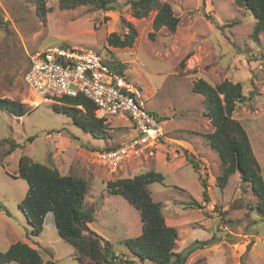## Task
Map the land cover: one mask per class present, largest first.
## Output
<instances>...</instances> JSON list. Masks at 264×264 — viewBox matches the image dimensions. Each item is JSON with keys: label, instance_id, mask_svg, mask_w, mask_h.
I'll use <instances>...</instances> for the list:
<instances>
[{"label": "rangeland", "instance_id": "obj_1", "mask_svg": "<svg viewBox=\"0 0 264 264\" xmlns=\"http://www.w3.org/2000/svg\"><path fill=\"white\" fill-rule=\"evenodd\" d=\"M129 1L116 0L121 8L105 11L91 4L62 8L60 0H46L42 15L30 0H0V97L18 100L28 109L22 116L0 110V250L8 247L7 237H28L30 225L20 207L28 184L18 177L20 156L28 154L89 181L86 204L95 210L90 228L119 257L154 264L140 260L126 244L143 230L140 212L123 196L110 194L107 182L155 170L164 181L149 188L153 199L162 203L166 222L179 231L175 250L195 240L210 241L184 264H240L246 250V264H264L259 198L239 173L231 175L224 189L218 186L223 166L206 137L214 126L204 95L192 88L199 78L214 85L224 79L242 83L245 100L237 104L234 116L247 129L264 175V30L255 32L259 18L235 0H167L181 19L179 26L175 32L163 27L152 39L148 34L156 11L136 18ZM128 23L138 31L133 46H109L107 36L126 33ZM55 44L94 49L111 69L119 65L126 79L142 90L146 108L159 117L168 138L118 169L103 166L94 150L118 146L136 136V130L131 120L108 117L109 135L98 137L56 111L54 105L62 97L44 100L26 75L31 56ZM188 53L191 57L182 65ZM14 142L19 146L8 153ZM200 173L209 184L208 200ZM45 219L42 232L28 237L44 264H80L76 249L58 234L53 213Z\"/></svg>", "mask_w": 264, "mask_h": 264}, {"label": "trees", "instance_id": "obj_2", "mask_svg": "<svg viewBox=\"0 0 264 264\" xmlns=\"http://www.w3.org/2000/svg\"><path fill=\"white\" fill-rule=\"evenodd\" d=\"M36 3L38 13L45 12L46 0H30ZM132 14L142 18L155 10L153 31L148 36L153 39L157 32L167 27L175 32L180 23V17L175 14L172 4L159 0H130ZM235 3L253 11L259 18L255 32L264 30V0H235ZM94 5L102 10L120 9L116 0H60L62 8H76L81 5ZM138 31L128 23L124 34L111 32L107 36V44L117 48L133 46ZM182 60V65L186 58ZM185 65V64H184ZM116 70L122 74L117 65ZM193 91L202 93L207 106V116L214 126L212 132L206 134L221 159L222 173L217 176V184L224 189L231 177L239 173L242 181L250 184L258 196V206L264 213V175L261 164L253 150L249 134L242 122L234 116L237 104L245 100L241 82L224 79L212 84L204 78L194 82ZM60 104H55L56 111L64 112L73 118L74 122L95 136H108V125L105 119L97 116L98 107L83 93L76 96H64ZM27 108L18 100L0 97V110H6L15 116L26 114ZM32 140V137H30ZM19 144L13 143L8 149L11 153ZM194 168L199 171V165L189 158ZM27 181L26 195L20 202L31 226L28 237L39 235L44 229L45 218L53 213L58 234L70 243L81 256L80 264H138L136 258H123L112 252L111 244L103 245V237L90 228L89 223L95 219V210L86 204V196L90 189L89 181L77 174L62 173L57 167L37 162L28 154H22L19 159V175ZM205 186L204 197L209 199L205 177L200 173ZM155 181L163 182L164 175L155 170L136 174L133 177H121L107 182L110 194L123 196L140 212L142 232L130 237L126 244L140 260H150L154 264H184L188 257L200 248L206 247L210 241L195 240L182 251H176L179 231L166 222V217L160 201H155L149 185ZM2 204L0 203V207ZM251 242L247 244L249 249ZM247 251V250H246ZM244 251L240 256V264H246ZM79 256V257H80ZM118 259V260H117ZM15 261L21 264H44L40 250L23 240L12 243L6 250H0V263ZM54 264V261H49Z\"/></svg>", "mask_w": 264, "mask_h": 264}, {"label": "built area", "instance_id": "obj_3", "mask_svg": "<svg viewBox=\"0 0 264 264\" xmlns=\"http://www.w3.org/2000/svg\"><path fill=\"white\" fill-rule=\"evenodd\" d=\"M31 67L26 79L44 100L83 93L98 107V117L131 120L136 136L118 146L94 150L103 166L118 169L145 148L168 138L159 117L146 108L142 90L111 69L99 51L50 45L31 56Z\"/></svg>", "mask_w": 264, "mask_h": 264}, {"label": "crops", "instance_id": "obj_4", "mask_svg": "<svg viewBox=\"0 0 264 264\" xmlns=\"http://www.w3.org/2000/svg\"><path fill=\"white\" fill-rule=\"evenodd\" d=\"M24 198V197H23ZM47 217V216H46ZM29 223V222H28ZM30 225V224H29ZM46 226V219H45V224H44V227ZM30 228H31V226H30ZM30 228H29V230H30ZM56 228V227H55ZM28 230V231H29ZM57 230V229H56ZM18 240H23V241H25V242H27L28 244H30V245H32V246H34L33 244V242L32 241H30L31 239L30 238H28V237H21L20 239H12V238H10V237H7V243H8V247L12 244V243H14V242H16V241H18ZM34 242H36V241H34ZM8 247H6V249L8 248ZM34 247H36V246H34ZM36 248H38V246L36 247Z\"/></svg>", "mask_w": 264, "mask_h": 264}, {"label": "clouds", "instance_id": "obj_5", "mask_svg": "<svg viewBox=\"0 0 264 264\" xmlns=\"http://www.w3.org/2000/svg\"><path fill=\"white\" fill-rule=\"evenodd\" d=\"M116 72H117V70H115ZM118 73V72H117ZM120 74V73H119ZM121 75H123V73L121 74ZM128 81V80H127Z\"/></svg>", "mask_w": 264, "mask_h": 264}]
</instances>
